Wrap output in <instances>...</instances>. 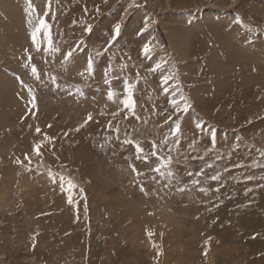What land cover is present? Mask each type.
Returning <instances> with one entry per match:
<instances>
[{
    "label": "rangeland",
    "instance_id": "rangeland-1",
    "mask_svg": "<svg viewBox=\"0 0 264 264\" xmlns=\"http://www.w3.org/2000/svg\"><path fill=\"white\" fill-rule=\"evenodd\" d=\"M0 264H264V0H0Z\"/></svg>",
    "mask_w": 264,
    "mask_h": 264
},
{
    "label": "snow or ice",
    "instance_id": "snow-or-ice-1",
    "mask_svg": "<svg viewBox=\"0 0 264 264\" xmlns=\"http://www.w3.org/2000/svg\"><path fill=\"white\" fill-rule=\"evenodd\" d=\"M145 29H147V26H146ZM153 47H154V46L151 45V44H148V45H147V48H148L149 50L153 49ZM185 99H186V98H185ZM184 110H185V111L188 110V107H186ZM213 179H218V177H213Z\"/></svg>",
    "mask_w": 264,
    "mask_h": 264
},
{
    "label": "trees",
    "instance_id": "trees-1",
    "mask_svg": "<svg viewBox=\"0 0 264 264\" xmlns=\"http://www.w3.org/2000/svg\"><path fill=\"white\" fill-rule=\"evenodd\" d=\"M135 102H137L136 100H135ZM136 108H138V105L136 104Z\"/></svg>",
    "mask_w": 264,
    "mask_h": 264
}]
</instances>
